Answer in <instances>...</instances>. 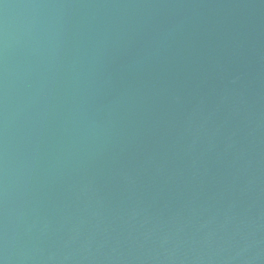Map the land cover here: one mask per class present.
Here are the masks:
<instances>
[{
	"label": "water",
	"instance_id": "95a60500",
	"mask_svg": "<svg viewBox=\"0 0 264 264\" xmlns=\"http://www.w3.org/2000/svg\"><path fill=\"white\" fill-rule=\"evenodd\" d=\"M0 264H264V0H0Z\"/></svg>",
	"mask_w": 264,
	"mask_h": 264
}]
</instances>
